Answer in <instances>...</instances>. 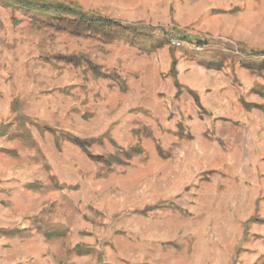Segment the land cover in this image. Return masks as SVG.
Masks as SVG:
<instances>
[{
    "label": "rangeland",
    "instance_id": "obj_1",
    "mask_svg": "<svg viewBox=\"0 0 264 264\" xmlns=\"http://www.w3.org/2000/svg\"><path fill=\"white\" fill-rule=\"evenodd\" d=\"M0 264H264V0H0Z\"/></svg>",
    "mask_w": 264,
    "mask_h": 264
},
{
    "label": "built area",
    "instance_id": "obj_2",
    "mask_svg": "<svg viewBox=\"0 0 264 264\" xmlns=\"http://www.w3.org/2000/svg\"><path fill=\"white\" fill-rule=\"evenodd\" d=\"M172 44L178 46L180 43H179V41H175V40H173V41H172Z\"/></svg>",
    "mask_w": 264,
    "mask_h": 264
}]
</instances>
